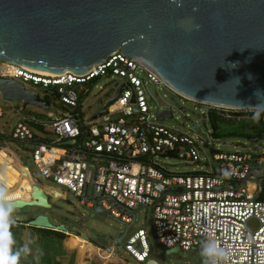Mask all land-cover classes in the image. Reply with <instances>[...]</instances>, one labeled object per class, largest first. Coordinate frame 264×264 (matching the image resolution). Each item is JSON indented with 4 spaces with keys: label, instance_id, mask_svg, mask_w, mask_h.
<instances>
[{
    "label": "built area",
    "instance_id": "obj_1",
    "mask_svg": "<svg viewBox=\"0 0 264 264\" xmlns=\"http://www.w3.org/2000/svg\"><path fill=\"white\" fill-rule=\"evenodd\" d=\"M5 65L0 66V79L51 88L64 106L54 119H25L12 131L0 124V137L5 136L0 150H8L10 142L30 146L41 177L70 191L87 208L99 207L124 222L128 230L120 235V244L126 254L139 263L151 256L145 231L130 233L143 211L155 241L168 251L203 258L201 242L212 237L231 249L228 264H264V148L247 153L213 150L212 162H205L200 152L210 149L209 142L175 133L151 114L140 73L165 86L160 78L120 53L85 76L67 73L43 83L22 66L12 65V70ZM108 76L122 80L114 88L124 87L120 97L104 115L84 121L79 108L89 90L84 86ZM203 106L210 127L211 112L231 123L264 120L253 119L254 110ZM4 113L0 106V122ZM211 129L208 133L215 135ZM180 165L187 170L178 171ZM111 250L115 258V248Z\"/></svg>",
    "mask_w": 264,
    "mask_h": 264
},
{
    "label": "water",
    "instance_id": "obj_2",
    "mask_svg": "<svg viewBox=\"0 0 264 264\" xmlns=\"http://www.w3.org/2000/svg\"><path fill=\"white\" fill-rule=\"evenodd\" d=\"M116 53L188 101L256 111L253 107L264 103V96H257L264 94V0H0V63L45 75L85 76ZM123 89L117 88L115 99L93 119L104 115ZM0 92L4 101L51 108L11 79H0ZM50 94L60 98L54 90ZM172 117L170 110L157 114L159 121ZM33 184L34 201H14V210L50 209V195H61ZM96 212L106 215L99 207ZM29 225L56 229L45 216ZM118 239L113 248L122 242Z\"/></svg>",
    "mask_w": 264,
    "mask_h": 264
},
{
    "label": "rangeland",
    "instance_id": "obj_3",
    "mask_svg": "<svg viewBox=\"0 0 264 264\" xmlns=\"http://www.w3.org/2000/svg\"><path fill=\"white\" fill-rule=\"evenodd\" d=\"M140 76L147 83L144 89L148 105L151 107V114L157 118L158 113L166 110L173 113L171 119L165 118L158 122L161 126L173 130L175 133L210 143V149L200 152L201 158L205 162L207 160L212 162L213 150L224 153H247L264 148V139L257 142L249 140V138L257 137L261 139L264 136V120L259 124L222 123L218 128L217 135L211 136L212 133L209 134L208 130L212 131V129L208 124H205L206 107L182 98L163 85L150 83L144 72H141ZM121 83L122 80L118 77L108 76L96 79L89 86H84V89H89L83 96L79 107L84 121L91 120L104 109L109 101L115 99L114 88ZM24 86L28 91L39 94L41 100L48 102L51 108L44 110L34 105L25 106L22 102L4 101L0 95V106L5 111L0 124L8 131H12L19 122L25 119L36 118L40 121L54 119L63 110L64 105L60 99L47 94L53 89L43 88L41 85L34 86L30 83H25ZM6 149L13 152L22 162L24 169L31 175L32 183H36L42 188L57 190L62 195L56 198L50 195L49 200L52 206L50 209L29 206L15 209L11 216V224L16 226L5 230L0 226V231L5 237L9 232L11 233L13 241L11 251L19 253L18 264H205L202 258L195 253L178 251L168 254V250L159 246L155 241L152 223L143 211L141 219L131 226L130 233L133 234L138 230L145 231L151 250L148 262H137L126 254L123 244L115 248L116 256L112 258L109 252L112 251L111 249L118 240V235L124 236L128 226L110 214L102 215L96 210L87 208L70 191L41 177L34 166L30 146L10 142ZM186 170L187 168L179 166L178 171ZM0 189L6 190L12 196V200L31 201L30 193L34 192V186L27 176L16 167L0 170ZM39 216L47 217L56 229L64 227L65 232L56 229L46 230L59 232L66 235V238L62 240L56 234H42L36 230V227L30 226L29 223ZM6 224L9 223L2 225ZM83 242L92 243L91 245L96 248L97 251L91 255V258L85 259L89 254L87 250L85 256H82L81 244ZM25 248L28 249L27 252L24 251ZM107 257L109 259H106Z\"/></svg>",
    "mask_w": 264,
    "mask_h": 264
},
{
    "label": "clouds",
    "instance_id": "obj_4",
    "mask_svg": "<svg viewBox=\"0 0 264 264\" xmlns=\"http://www.w3.org/2000/svg\"><path fill=\"white\" fill-rule=\"evenodd\" d=\"M257 96L260 99L264 94L257 93ZM253 108L256 109L253 119H259L261 113L264 112V103ZM13 211L12 196L6 190H0V225L11 224ZM12 243L11 233L9 232L5 237L0 231V264H18L19 253L11 251ZM24 251L27 252L28 249L25 248ZM200 254L205 258V264H228L232 251L229 248L220 247L214 238L209 237L201 242Z\"/></svg>",
    "mask_w": 264,
    "mask_h": 264
},
{
    "label": "trees",
    "instance_id": "obj_5",
    "mask_svg": "<svg viewBox=\"0 0 264 264\" xmlns=\"http://www.w3.org/2000/svg\"><path fill=\"white\" fill-rule=\"evenodd\" d=\"M95 81V80H94ZM93 81V82H94ZM92 82V83H93ZM33 84V83H32ZM40 86V85H39ZM261 117H264V112H262L261 113V115H260ZM209 118H210V125H211V127H213L215 130H216V133H215V135H217V131H218V128H219V124H222V123H224V124H228L229 122L231 123V121H229V120H226V119H223V118H221L220 116H218L217 114H215V113H210V115H209ZM262 121H260V123H261ZM245 123H247V122H245ZM252 124V123H251ZM260 137V136H259ZM4 138H5V136H3V137H0V142L1 141H3L4 140ZM254 140L256 139H260V138H253ZM0 164L2 165V166H4V167H16V168H19V167H21V165L18 163V161H17V159L15 158V156L12 154V153H10L8 150H4V156H3V158H2V160L0 161ZM27 171V170H26ZM4 230L5 229H10V228H13V226H16V225H14V224H6V225H0ZM19 228H20V226H19ZM37 231H39V232H41L42 234H46V235H51V234H56V236L57 237H59V239H62V240H64L65 238H66V235H64V234H61V233H59V232H55V231H49V230H46V229H36ZM41 234V235H42ZM92 244V243H91ZM88 248V245L86 244V243H82L81 244V252H82V256H85V253H86V249ZM99 248V247H98ZM95 251H97L96 249L95 250H93L88 256H86L85 257V259H87V258H91V255L93 254V253H95ZM107 251H109V250H107Z\"/></svg>",
    "mask_w": 264,
    "mask_h": 264
},
{
    "label": "bare ground",
    "instance_id": "obj_6",
    "mask_svg": "<svg viewBox=\"0 0 264 264\" xmlns=\"http://www.w3.org/2000/svg\"><path fill=\"white\" fill-rule=\"evenodd\" d=\"M5 68H8V69H14V68H12V65H5ZM25 69H27L28 71H30V72H32V73H34V74H38L39 76H43V77H53V78H56V77H63V76H65L66 74H67V72H65V73H63V74H57V75H45V74H42V73H39V72H37V71H34V70H31V69H29V68H26V67H24ZM3 156H4V149H2V150H0V161L2 160V158H3ZM11 167V166H10ZM6 168H8V167H4V166H2L1 164H0V170H3V169H6ZM17 169H19L20 171H21V173H23L24 175H26L27 176V178H28V180L30 181V183L34 186V184L32 183V180H31V177H30V175H29V172L28 171H26V169H24V167L23 166H21V167H19V168H17ZM1 190V189H0ZM47 190V192H53L52 190H48V189H46ZM54 193V192H53ZM56 194V196L58 197V196H61L58 192H56L55 193ZM16 201H21V200H16ZM22 202H24V201H22ZM26 203H29V202H26ZM87 245H88V248L86 249L87 251H89V254L93 251V250H95L96 248L94 247V246H92L90 243H87ZM112 253V252H111ZM88 254V255H89ZM106 259H109V257H107Z\"/></svg>",
    "mask_w": 264,
    "mask_h": 264
},
{
    "label": "flooded vegetation",
    "instance_id": "obj_7",
    "mask_svg": "<svg viewBox=\"0 0 264 264\" xmlns=\"http://www.w3.org/2000/svg\"><path fill=\"white\" fill-rule=\"evenodd\" d=\"M47 94H50V93H47ZM32 194L33 193H30V197H31V201H27V200H21V201H24V202H29V203H31V202H33L34 201V199H33V197H32ZM17 200H20V199H17ZM13 201V200H12ZM205 262V261H204Z\"/></svg>",
    "mask_w": 264,
    "mask_h": 264
}]
</instances>
